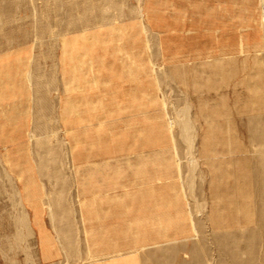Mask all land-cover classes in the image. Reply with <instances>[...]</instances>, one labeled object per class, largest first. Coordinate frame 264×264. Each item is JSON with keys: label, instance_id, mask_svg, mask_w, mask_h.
Segmentation results:
<instances>
[{"label": "rangeland", "instance_id": "1", "mask_svg": "<svg viewBox=\"0 0 264 264\" xmlns=\"http://www.w3.org/2000/svg\"><path fill=\"white\" fill-rule=\"evenodd\" d=\"M252 262L264 0H0V264Z\"/></svg>", "mask_w": 264, "mask_h": 264}, {"label": "crops", "instance_id": "2", "mask_svg": "<svg viewBox=\"0 0 264 264\" xmlns=\"http://www.w3.org/2000/svg\"><path fill=\"white\" fill-rule=\"evenodd\" d=\"M178 18V17H177ZM176 18V19H177ZM175 19V20H176ZM181 20V19H180ZM184 23L183 24H185V21H183ZM174 24L172 23L171 25H169V27L170 26H173ZM169 27H167V28H169ZM172 28H176L175 27V25H174V27H172ZM171 28V29H172ZM181 29H182V32H181ZM189 30V28L187 27V26H183L182 28H179V29H177L176 28V30H174V31H169V30H167L166 28L163 30V35L164 36H167L165 33H167V34H169L171 37H174L173 35L174 34H181L180 35V39L181 38H183L182 40L183 41H188V43H189V40L190 39H188V37L190 36V35H186L185 34V31L186 30ZM217 32L219 31V34H218V38L219 39H216L217 40V42H221V39H222V35H223V31H220V29L219 28H217V30H216ZM210 32V30H207V33H209ZM213 33L215 32V31H212ZM184 37H185V39L187 38V40H184ZM214 38H215V35H214ZM183 41H181L182 43H183ZM167 43V42H166ZM181 43V44H182ZM221 44V43H220ZM219 44V45H220ZM199 47V46H198ZM182 49L183 50H179V51H177L176 53H177V55L175 54V53H173V55H175V59H178V58H181L182 56H184V57H189L190 55H192V54H194V55H196L197 53H199V52H197V50H198V48H190L189 50H187L186 48H185V46H184V44H182ZM162 50L164 51V52H175L176 51V49H173V50H171V48H169V47H166V46H162ZM209 50H210V48H209V46H208V49H207V51L209 52ZM197 52V53H196ZM40 226H42L41 228L44 230V225L42 224V219H41V217H40V224H39ZM45 231V230H44ZM37 233V232H36ZM45 237H46V239L48 238V235H46V232H45ZM105 237V236H104ZM104 242H108L107 240H99V239H93V238H90L89 240H88V243H104ZM42 255V254H41ZM42 257V256H41ZM43 259H46V258H41V260H43ZM44 263H47V261L46 260H44Z\"/></svg>", "mask_w": 264, "mask_h": 264}, {"label": "bare ground", "instance_id": "3", "mask_svg": "<svg viewBox=\"0 0 264 264\" xmlns=\"http://www.w3.org/2000/svg\"><path fill=\"white\" fill-rule=\"evenodd\" d=\"M119 17V16H118ZM119 19V18H118ZM98 24H100V23H97V24H95L96 26L98 25ZM98 26H104L103 24H100V25H98ZM71 33H73V32H71ZM78 47V46H77ZM93 51V50H92ZM91 55V54H90ZM115 59V58H114ZM44 67H46V66H44ZM37 70V69H36ZM112 74V73H111ZM175 74V73H174ZM78 84V83H77ZM53 102V101H52ZM49 103H51V102H47V104L49 105ZM104 103V102H103ZM48 105H46V106H48ZM45 105H43L42 107H44ZM45 106V107H46ZM41 107V106H40ZM47 108V107H46ZM48 108H49V106H48ZM109 108V107H108ZM49 111H51L52 109H48ZM49 113V112H48ZM52 113V112H51ZM100 116V115H99ZM41 118V117H40ZM42 119H43V117H42ZM185 119V118H184ZM38 120V119H37ZM39 121V120H38ZM185 121H186V132L189 134V131H190V129H189V126H188V124H187V120L185 119ZM40 124H41V119H40ZM40 124H38V125H40ZM41 127H43V126H41ZM40 128V127H39ZM41 129L42 128H40V131H41ZM39 130V129H38ZM46 134L48 133L49 134V130L48 129H46V128H44V129H42ZM53 133H54V131H53ZM254 133H256V136H255V138L256 139H259L260 137H261V135L263 134V131L262 130H260V129H255V131H254ZM47 134V135H48ZM44 136V135H43ZM51 135H49V137H50ZM35 139V138H34ZM41 139V138H40ZM54 140V139H53ZM57 139H55V142H57L56 141ZM49 142V141H48ZM36 143V142H35ZM59 143V142H58ZM45 144V143H44ZM52 144V143H51ZM39 145H43L42 144V142H41V144H39ZM45 146H47L46 144H45ZM56 146H57V144H56ZM42 147V146H41ZM44 147V146H43ZM4 148V147H3ZM35 148V147H34ZM40 148V147H39ZM38 148V149H39ZM47 148H49V147H46V149ZM57 148V147H56ZM36 149H37V147H36ZM52 149V148H51ZM40 151V150H39ZM54 152V151H53ZM58 152V151H57ZM55 153H56V151H55ZM41 155V154H40ZM41 156H46L44 153L41 155ZM43 160V159H42ZM44 161V160H43ZM222 169V167L221 166H219V168L217 169V171L219 172L220 170ZM62 202H60V204L58 203L56 206H57V208L58 209H60V210H63V205L61 204ZM84 208V207H83ZM84 210V209H83ZM98 213V212H97ZM31 230H30V228H29V232H30ZM32 239V238H31ZM252 264H253V262H252Z\"/></svg>", "mask_w": 264, "mask_h": 264}]
</instances>
